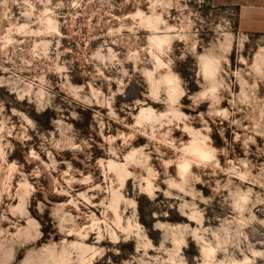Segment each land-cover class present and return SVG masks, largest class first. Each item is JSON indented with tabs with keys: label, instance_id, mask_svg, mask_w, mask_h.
Here are the masks:
<instances>
[{
	"label": "rangeland",
	"instance_id": "rangeland-1",
	"mask_svg": "<svg viewBox=\"0 0 264 264\" xmlns=\"http://www.w3.org/2000/svg\"><path fill=\"white\" fill-rule=\"evenodd\" d=\"M247 16L220 0H0V264H233L264 251V33ZM209 49L218 105L197 95L216 83L214 63L203 76L196 65ZM170 73L187 93L178 108ZM200 145L214 161L192 155Z\"/></svg>",
	"mask_w": 264,
	"mask_h": 264
},
{
	"label": "clouds",
	"instance_id": "clouds-1",
	"mask_svg": "<svg viewBox=\"0 0 264 264\" xmlns=\"http://www.w3.org/2000/svg\"><path fill=\"white\" fill-rule=\"evenodd\" d=\"M158 23L160 25H165V21L162 19L158 20ZM171 29L165 28V32H169ZM183 39V37H179ZM216 50L214 49H209L208 52L205 55L201 56H196V65L197 69L201 70V75H204V72L202 69L205 67L206 64L208 63H214L215 64V70H214V79L216 80V83L209 87L206 91H201L197 95L200 98L201 102L208 101V102H215L217 105L221 102V89L223 88V84L221 83V78H220V72L223 70L222 69V62L220 61L219 57L215 54ZM113 58H115L113 56ZM186 58V57H185ZM171 62H169L170 64ZM169 64H157V70L160 68H168ZM159 79L158 77L155 76L154 72H148L147 73V79L146 83L149 84V91H148V97L149 99H152L155 103H163L165 105V110L167 109V102H166V97H164V93H161L160 96H157L156 93L153 91L151 80L152 79ZM164 81L169 84H175L176 86V94L175 97L172 101L173 104H175L178 108L180 100L183 99V97L187 94L186 90L183 88V82L181 81L180 77L177 74H172L170 73L168 76L164 77ZM161 97H164L163 99ZM19 99H23V96L18 97ZM140 101H137V104H139ZM2 107H0V111H2ZM15 111V110H14ZM22 116V118L29 124L32 125V121L28 120L26 116H23V114H19ZM110 115L113 118L115 117V113L110 111ZM213 115L220 116L223 119H228L229 118V113L227 110H220L217 112H214ZM157 116L159 119L157 120V124H160L161 122H167V116L168 113L165 111L164 115H161L159 111H157ZM185 120L189 119L188 117H184ZM210 131V129H209ZM7 132L8 135L11 134L9 130L5 126L0 125V156L4 155V149L7 147H10V145H7L3 143L4 141V134ZM154 139V137H150ZM205 140H208V137H205ZM166 146L170 149L176 148L178 145L176 144L175 141L168 140ZM216 153L217 150L214 148H211L209 146L207 150V154L202 155V160L204 162H211L214 161L216 158ZM36 154L33 153V156ZM147 159V157H146ZM187 170V168H186ZM239 179L243 180L244 176L241 175L239 176ZM169 187H173V185H169ZM159 189H150L148 191V195L150 198L155 199V192L158 191ZM165 195H169V193H165ZM256 258H264V251H251V258L248 256H245L242 260L234 261L233 264H256Z\"/></svg>",
	"mask_w": 264,
	"mask_h": 264
},
{
	"label": "crops",
	"instance_id": "crops-1",
	"mask_svg": "<svg viewBox=\"0 0 264 264\" xmlns=\"http://www.w3.org/2000/svg\"><path fill=\"white\" fill-rule=\"evenodd\" d=\"M223 4H236L241 13L247 14L255 32L264 33V0H220Z\"/></svg>",
	"mask_w": 264,
	"mask_h": 264
},
{
	"label": "bare ground",
	"instance_id": "bare-ground-1",
	"mask_svg": "<svg viewBox=\"0 0 264 264\" xmlns=\"http://www.w3.org/2000/svg\"><path fill=\"white\" fill-rule=\"evenodd\" d=\"M191 153L194 157L202 158V155L207 154V150H205L204 146H196L193 147ZM186 162H184L185 164Z\"/></svg>",
	"mask_w": 264,
	"mask_h": 264
}]
</instances>
